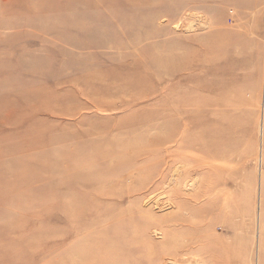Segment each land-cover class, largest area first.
I'll return each mask as SVG.
<instances>
[{
	"label": "rangeland",
	"instance_id": "374dc122",
	"mask_svg": "<svg viewBox=\"0 0 264 264\" xmlns=\"http://www.w3.org/2000/svg\"><path fill=\"white\" fill-rule=\"evenodd\" d=\"M0 264H264V0H0Z\"/></svg>",
	"mask_w": 264,
	"mask_h": 264
},
{
	"label": "bare ground",
	"instance_id": "6f19581e",
	"mask_svg": "<svg viewBox=\"0 0 264 264\" xmlns=\"http://www.w3.org/2000/svg\"><path fill=\"white\" fill-rule=\"evenodd\" d=\"M224 103H225V105L227 106V104H229V102H228V100H226V101H224ZM213 106V105H212ZM174 137H175V135H171V136H169L168 138H167V141L166 142H173L174 140ZM178 150V149H177ZM176 150V152L178 153V151ZM185 152V151H184ZM185 154V153H184ZM179 157V156H178ZM180 158V157H179ZM181 158H184V157H181ZM180 158V159H181ZM190 160V159H189ZM171 161H172V165H174V164H176L177 162H178V159L176 158V156L175 155H172V158H171ZM180 162H182V161H180ZM189 164H191V163H189ZM186 168V167H185ZM176 172V171H175ZM188 175V174H187ZM169 207V206H168ZM175 261V260H174Z\"/></svg>",
	"mask_w": 264,
	"mask_h": 264
}]
</instances>
